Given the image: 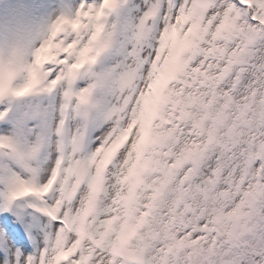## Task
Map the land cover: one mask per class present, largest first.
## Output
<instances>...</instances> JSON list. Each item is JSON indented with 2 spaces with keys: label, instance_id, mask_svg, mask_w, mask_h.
<instances>
[{
  "label": "snow or ice",
  "instance_id": "1",
  "mask_svg": "<svg viewBox=\"0 0 264 264\" xmlns=\"http://www.w3.org/2000/svg\"><path fill=\"white\" fill-rule=\"evenodd\" d=\"M0 264H264V0H0Z\"/></svg>",
  "mask_w": 264,
  "mask_h": 264
}]
</instances>
